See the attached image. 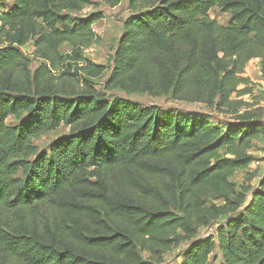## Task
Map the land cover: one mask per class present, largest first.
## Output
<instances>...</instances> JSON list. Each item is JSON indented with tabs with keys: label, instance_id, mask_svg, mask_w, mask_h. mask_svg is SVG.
Masks as SVG:
<instances>
[{
	"label": "trees",
	"instance_id": "obj_1",
	"mask_svg": "<svg viewBox=\"0 0 264 264\" xmlns=\"http://www.w3.org/2000/svg\"><path fill=\"white\" fill-rule=\"evenodd\" d=\"M90 3L0 0V264H153L182 243L179 264H210L216 250L223 264H264V175L257 186L232 180L254 161L264 124L244 112L224 129L106 98L66 62L99 40L102 12L71 14ZM215 7L230 14L227 24L211 18ZM129 8L109 85L229 106L251 60L264 74V0ZM31 40L50 65L33 69L21 50ZM61 125L70 132L41 150L35 140Z\"/></svg>",
	"mask_w": 264,
	"mask_h": 264
},
{
	"label": "rangeland",
	"instance_id": "obj_2",
	"mask_svg": "<svg viewBox=\"0 0 264 264\" xmlns=\"http://www.w3.org/2000/svg\"><path fill=\"white\" fill-rule=\"evenodd\" d=\"M129 1L121 0L117 6L110 7L103 0H90V5L82 11L71 12L74 16L79 17H87L94 12H102L104 18L93 25L99 40L84 50L83 57L79 61L70 59L66 61L69 64L73 62L71 69H69L71 70L70 72L73 73L75 70H79L80 73L85 74L95 89L110 100L114 97H123L138 102L144 107L157 105L163 109L172 108L185 114L205 116L212 124L219 125L224 129L231 122H235L244 112H250L255 119L260 120L264 124V74L262 73L259 59H253L247 64L242 74L244 82L238 86L239 93H234L231 96V100H234V103L229 106L182 101L173 98L170 94L153 96L147 92L121 89L118 86L109 85L108 79L112 64L110 57L114 53L123 32V23L131 14ZM210 16L224 25L230 20V14L223 12L218 7L210 11ZM21 50L31 59L33 69L41 64L50 65L49 61L34 52L35 48L32 40L21 47ZM61 53L63 56L70 57L72 55V46L68 42L64 43L61 47ZM94 65H100L102 69L93 68ZM52 72L59 74L56 70H52ZM67 77L74 78L75 76L67 74ZM18 122L13 117L7 120L9 124H17ZM69 132V127L61 125L50 133L36 139L35 143L41 150H47L54 139ZM249 152L255 157L254 161L247 168L237 171L232 176V180L239 186H257L264 175V137L256 139L254 146ZM217 203L222 204V200H217ZM215 232L216 225L209 229H202L200 235L214 234ZM186 247L187 244L182 243L179 247L167 252L161 261L157 260L153 264H179L182 259L181 253ZM210 264H223L219 250H216L211 255Z\"/></svg>",
	"mask_w": 264,
	"mask_h": 264
}]
</instances>
